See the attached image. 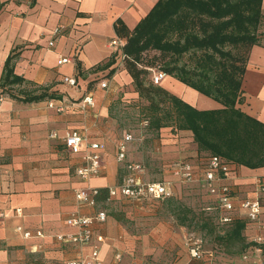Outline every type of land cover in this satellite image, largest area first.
I'll use <instances>...</instances> for the list:
<instances>
[{
  "label": "crops",
  "instance_id": "obj_1",
  "mask_svg": "<svg viewBox=\"0 0 264 264\" xmlns=\"http://www.w3.org/2000/svg\"><path fill=\"white\" fill-rule=\"evenodd\" d=\"M157 1L0 0V78L5 60L14 53L18 55L14 65L17 76L60 96L37 103H22L8 95L1 98L0 213L3 216L0 218V264H66L76 259L79 250L58 243L54 237L77 231L65 223L71 213L93 215L100 206L111 204L98 203L95 209L79 208L75 191L85 187L112 188L119 183L118 173L123 165L116 161L115 146L113 152L112 144L100 136L106 131L102 125L111 119L109 110L115 103V90L122 91L115 97L121 101L128 96L138 98V94L126 70L116 71L117 60L107 70L94 69L116 56L111 42L125 43L126 36ZM262 12L264 14V0ZM117 21L120 23L118 33L114 28ZM49 42L53 45L49 46ZM61 58L69 61L59 65ZM110 69H114V74L107 78ZM64 77L74 78L76 86L64 84ZM104 78L109 83L105 89L100 86ZM160 84L199 110L221 108L217 102L167 75ZM18 88L23 89L24 85ZM124 88L127 92H123ZM177 89L182 91L176 92ZM86 96L92 97L93 106H83ZM49 103L53 106L49 107ZM238 107L264 124V45L250 49ZM69 130L82 133L91 141L105 143L98 177L86 182L77 177L75 171L83 165L81 156L66 152L61 140ZM52 132L57 133V138L50 137ZM155 143L156 150L166 154V158L156 179H151L143 166L144 179L148 181L172 179L168 164L188 157V150L192 156L189 161L200 164L202 160L190 132L176 134L171 128H163ZM129 151L130 145L127 160L133 161L129 159ZM234 174L236 177L231 180L234 193L240 199H247L253 196L254 177L263 176L264 168L236 167ZM181 188L185 186L175 185V199L182 196ZM186 188L197 189L203 199L210 201L199 186ZM159 203L114 202V205L127 207L123 211L126 220L142 216L154 217L156 221L143 229L132 230L115 215L107 213L105 223L94 226L95 233L105 237L101 247L105 264H113L116 253L121 255L118 264H202L191 257L188 237L173 224L160 220ZM23 232L33 236L24 238ZM36 232H41L43 237H36ZM256 233L255 229H245L248 243L251 244ZM89 251L90 247H84V254ZM256 257L261 259L258 254Z\"/></svg>",
  "mask_w": 264,
  "mask_h": 264
},
{
  "label": "trees",
  "instance_id": "obj_2",
  "mask_svg": "<svg viewBox=\"0 0 264 264\" xmlns=\"http://www.w3.org/2000/svg\"><path fill=\"white\" fill-rule=\"evenodd\" d=\"M119 24L117 21L114 25L117 33ZM263 26L262 0H158L126 36L122 48L125 70L143 101L139 110L147 130L156 137L163 128H171L176 134L190 132L201 158L216 156L236 167L264 168V124L238 107L250 49L264 45L259 36ZM147 52H156L163 59L162 73L217 102L221 108L199 110L149 82L150 66L142 65ZM17 56L13 53L5 60L0 89L32 85L42 90L36 93L23 88L18 89L17 95L7 93L22 103L59 99L56 93H48L47 88L37 87L14 73ZM114 63L112 56L94 70H107ZM113 74L114 69H110L107 76ZM121 174L119 170L118 182ZM109 190L98 189L96 201L107 202ZM177 200L173 196L157 202L169 207L179 226L191 225L192 211ZM209 223L224 227L227 241L242 243L244 249L253 247L244 235V220L221 225L216 215L210 213L201 228Z\"/></svg>",
  "mask_w": 264,
  "mask_h": 264
},
{
  "label": "built area",
  "instance_id": "obj_3",
  "mask_svg": "<svg viewBox=\"0 0 264 264\" xmlns=\"http://www.w3.org/2000/svg\"><path fill=\"white\" fill-rule=\"evenodd\" d=\"M58 30L55 31V34ZM53 43L49 42V46ZM123 41L113 40L111 46L114 47L117 61H123L122 48ZM68 58H61L58 64H64ZM165 74L161 71H153L151 82L159 85L164 79ZM63 83L75 87L74 78L64 77ZM101 88H107L106 80L101 81ZM1 103V98H0ZM83 106H93L91 96H86L82 100ZM53 104L49 103V107ZM60 111L61 108L59 107ZM51 138H57V133L52 132ZM61 140L66 152L79 154L83 165L75 173L77 177L86 182L91 178L98 177L102 169V154L105 151V143L91 141L86 135L77 131H66ZM131 133H124L122 139L116 144L115 158L118 163L123 165L122 177L120 182L109 190V199L106 203L116 201L125 202L131 205H143L148 201H158L171 198L175 195V185L189 186L197 185L212 201L211 206H206L204 210L216 215V219L221 225H228L235 219H242L246 223V228L256 230V235L251 238L254 251L261 259L259 264H264V175L254 177L253 196L247 199H240L233 191L231 180L236 172V166L226 163L220 157L211 156L201 158L200 164L187 159L173 161L168 164L172 179L148 181L144 179L145 169L138 162L128 161V147L132 142ZM236 177V176H235ZM97 190L85 187L75 191V200L79 208L95 209L98 202L95 199ZM3 216L0 213V218ZM107 212L104 209H97L93 215H80L78 212L71 213L65 220L67 226L74 227L77 231L70 235L59 234L54 238L58 243L69 244L76 247L80 254L76 259L68 261L66 264H105L101 258V247L105 243V237L95 233L96 223H105ZM21 231L20 228L17 229ZM24 238H31L29 232H23ZM36 237H43L41 232L35 233ZM190 255L193 259L201 258V240L188 239ZM90 247L87 254L83 253L84 247ZM121 262L120 253L114 255L113 264Z\"/></svg>",
  "mask_w": 264,
  "mask_h": 264
},
{
  "label": "rangeland",
  "instance_id": "obj_4",
  "mask_svg": "<svg viewBox=\"0 0 264 264\" xmlns=\"http://www.w3.org/2000/svg\"><path fill=\"white\" fill-rule=\"evenodd\" d=\"M259 33L261 41L264 42V26L263 29H259ZM116 60L117 58L115 61ZM162 62L163 59L158 57V53L156 52H147L144 54L142 65L146 67L150 66L147 67L149 68L147 69L149 73L147 79L149 82H151V75L153 74V71L162 72ZM116 63V71L121 72L125 70L124 61H116ZM107 78L109 77L107 76ZM104 80L107 79L104 78ZM158 86H161V84ZM18 89L19 88L16 87L9 90L0 89V98L6 97L8 92L17 95ZM24 89L29 92H42L41 89H36L32 85H24ZM123 90V92H127L125 88ZM180 91L182 90H176V92ZM114 93L113 101L115 103L109 110V117L111 119L107 124L105 123L102 125L106 131L100 136H102L105 141L112 144L114 152V146L116 147V144L122 139L124 132L131 133L133 140L130 143L129 159L141 163L147 169L148 175L151 179L158 178L159 167L166 158V154H162L156 150L158 145L155 142L158 137H156L155 133L147 130L146 121L142 120L139 105L143 101L139 100V98H133L130 96L121 101L119 98L115 97L121 94L122 91L115 90ZM190 152L191 151L188 150L186 153L188 154V157H183V159L191 160L192 158L190 157L192 156H189ZM180 190V196H182L178 198L177 201L180 202L186 209L192 211L191 215H193V221L191 225L186 227L179 226L176 223L174 216L170 214L171 212L166 204L159 203L157 205V208L160 211L159 218L169 224H173L177 229L181 230L183 234L188 237V239L192 241L201 240V258L198 260L199 262L202 264H259L260 260L256 257L254 247L249 246L244 249V245L242 246V243L227 241L225 238L227 230L224 227H219L214 223H209L208 227L201 228L202 223H204L205 220H208L210 216V213L204 211L203 208L211 206L212 201H206L203 199L202 194L197 189L185 187ZM108 206H100L99 208L106 210L109 214L115 215L122 221L123 224L132 230L143 229L156 221V218L154 217L143 218L142 216H138L134 220H126L123 215V211L127 207H120L114 204H110ZM188 239L187 241H189Z\"/></svg>",
  "mask_w": 264,
  "mask_h": 264
}]
</instances>
